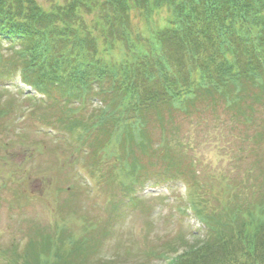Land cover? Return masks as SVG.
<instances>
[{
	"label": "rangeland",
	"instance_id": "1",
	"mask_svg": "<svg viewBox=\"0 0 264 264\" xmlns=\"http://www.w3.org/2000/svg\"><path fill=\"white\" fill-rule=\"evenodd\" d=\"M35 1L45 9L64 3ZM167 15L161 9L151 23ZM133 22L146 31V21ZM18 49L0 45V264L23 263L29 240L56 227L62 242L72 235L86 243V264H167L204 238L194 212L232 205L240 186V202L261 199L264 99L249 120L248 106L239 115L222 100H196L188 111L163 106L126 133L111 118L132 116L122 113L131 104L120 100L112 111L107 88L79 101L58 89L42 95L20 79ZM76 119L81 125L70 129Z\"/></svg>",
	"mask_w": 264,
	"mask_h": 264
},
{
	"label": "trees",
	"instance_id": "2",
	"mask_svg": "<svg viewBox=\"0 0 264 264\" xmlns=\"http://www.w3.org/2000/svg\"><path fill=\"white\" fill-rule=\"evenodd\" d=\"M161 9L168 12L164 23H151ZM83 12L93 20L84 21ZM133 17L146 21V31ZM2 43L18 46L20 79L42 95L58 89L79 101L107 88L112 111L120 100L131 104L122 113L132 116L111 118L126 133L163 106L188 111L196 100H222L239 115L248 106L249 120L252 104L264 99V0H64L50 9L35 0H0ZM244 188L234 190L232 205L194 212L205 223L204 238L167 264H264V193L258 202H240ZM60 231L36 233L23 263L8 264H86V243L72 235L62 242Z\"/></svg>",
	"mask_w": 264,
	"mask_h": 264
}]
</instances>
